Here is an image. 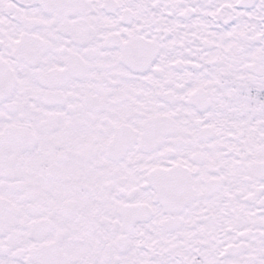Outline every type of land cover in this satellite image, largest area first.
Here are the masks:
<instances>
[{
	"label": "snow or ice",
	"instance_id": "obj_1",
	"mask_svg": "<svg viewBox=\"0 0 264 264\" xmlns=\"http://www.w3.org/2000/svg\"><path fill=\"white\" fill-rule=\"evenodd\" d=\"M0 264H264V0H0Z\"/></svg>",
	"mask_w": 264,
	"mask_h": 264
}]
</instances>
